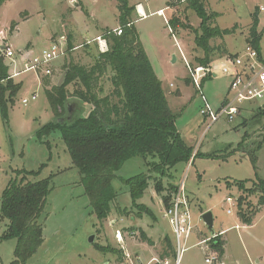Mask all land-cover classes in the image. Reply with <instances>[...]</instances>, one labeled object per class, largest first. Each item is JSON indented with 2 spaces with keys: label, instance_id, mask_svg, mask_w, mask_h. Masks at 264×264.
Returning <instances> with one entry per match:
<instances>
[{
  "label": "rangeland",
  "instance_id": "1",
  "mask_svg": "<svg viewBox=\"0 0 264 264\" xmlns=\"http://www.w3.org/2000/svg\"><path fill=\"white\" fill-rule=\"evenodd\" d=\"M128 4L130 7L140 4L147 16L140 19L134 9L129 20L164 90L179 138L192 155L189 162L164 169L162 177L155 173V164L152 165L156 158L147 155L126 160L112 181L118 196L103 221L93 212L60 134L53 132L41 141L35 133L54 121L45 90L58 85L61 78L63 83V66L72 62L91 67L98 54L103 53L99 43L91 41L107 30L118 29L117 3L115 0H7L0 6V48H9L14 53L11 59L2 54L8 80L20 84L12 103H6V115L0 110V197L8 182L18 178V171L36 172L27 177L30 182L51 177V191L41 217L44 243L26 264H118L119 252L114 249H124V243L117 241L115 235L131 236V233L151 245L137 242L138 246L131 250V262L124 259L119 264H163L159 257L166 250L165 237L175 254L177 240L169 221L163 217L166 207L161 196L170 193L173 197L176 190L173 192L172 187L176 189L182 183L192 231L187 239L179 240L178 264H204L206 257L216 259L218 264H264V207L258 205L261 184L264 186V130L252 121L258 104L244 105L245 109L232 123L221 119L209 126V120L200 113L204 106L202 96L217 110L227 98L230 80L221 74L204 80L201 94L190 83L182 55L191 65L204 55V50L196 47L194 41L201 33L199 16L187 8V0H179L174 6L177 13L174 17L171 10H165L167 20L155 13L171 6L169 0H128ZM204 5L208 12L218 15L213 27L225 30L236 25L238 28L233 35L209 42L210 47H223V56L244 55L248 27L257 9L259 47L264 53V12L259 9L264 7V0H205ZM175 17L178 24L173 29L169 21ZM60 38L66 39L71 48L66 47L65 56L49 65L52 72L46 78L50 83L45 89L44 76L33 71L9 78L21 71L28 59L40 56ZM217 58L219 55L215 54L210 61ZM111 76L109 70L98 82L101 98L113 90ZM76 88L73 84L66 87L69 93ZM34 94L36 100L22 104V100ZM69 106L72 108V104ZM141 174L148 176V186L136 202L138 208L132 206L129 188L123 181ZM158 181L163 186L160 193L155 191ZM227 198L233 203H228ZM240 198L243 213L253 214L250 226L242 224L237 217ZM205 212L213 217L211 231L201 218ZM7 224L0 220V264L13 262L16 247V241L2 238ZM211 233L220 236L216 240L222 242L221 258L210 247ZM152 258L156 260L150 263ZM175 262V258L167 260L168 264Z\"/></svg>",
  "mask_w": 264,
  "mask_h": 264
},
{
  "label": "trees",
  "instance_id": "2",
  "mask_svg": "<svg viewBox=\"0 0 264 264\" xmlns=\"http://www.w3.org/2000/svg\"><path fill=\"white\" fill-rule=\"evenodd\" d=\"M6 1L0 0V6ZM115 1L121 34L104 35L108 51L98 54L91 67L79 66L72 62L63 66V83L45 90L54 121L41 126L35 133L41 141L53 132L60 134L71 164L79 174V183L84 187L96 218L101 221L111 213V204L116 202L118 194L112 181L126 160L147 155L156 158L157 162L153 163L155 166L152 167L155 173L162 177L165 174L164 169L172 168L181 162H189L192 155L191 149L179 138L174 124L175 117L167 105L164 90L155 77L146 53L139 43L138 34L129 20L134 7L129 6L128 0ZM204 2L205 0H187V8L195 11L200 19L201 33L196 35L195 45L204 50L203 57L197 58L195 65L208 64L215 54L222 57L223 47H210L209 42L233 35L238 29L236 25L225 30L213 27V20L218 15L208 12ZM257 12L256 9L252 13L247 45L260 54L261 33L256 28ZM177 24L176 17L169 21V26L173 29ZM67 48H71L70 43H67ZM2 54L0 51V110L6 115V103H12L20 84L8 80ZM109 70L112 72L110 83L113 90L101 98L99 93H102V89H98L97 85ZM47 77L43 78L44 89L50 83ZM71 84L77 88L69 93L66 87ZM71 104L72 108H75L71 120L57 122L58 119L67 117L68 106ZM87 106L91 108L85 114ZM252 121L264 130L263 106L256 108ZM262 140L264 141V138ZM197 156L196 154L194 158ZM18 173V178L8 182L0 197V220L8 222L2 238L16 241L13 262L10 264H26L44 243L41 217L46 198L51 191V177L30 182L27 177L36 172L21 170ZM147 179V175L141 174L123 181L129 188L132 206L140 208L136 202L148 186ZM261 186L258 205L264 207V186ZM173 189L176 190L172 187ZM155 191H163L160 181L155 183ZM170 198V193L161 196L164 207L169 206ZM238 203V219L242 224L250 226L253 214L243 213L242 198ZM219 237L210 239L209 243L221 258L222 242L216 240ZM165 243L166 250L161 259L176 258L168 237H165Z\"/></svg>",
  "mask_w": 264,
  "mask_h": 264
},
{
  "label": "built area",
  "instance_id": "3",
  "mask_svg": "<svg viewBox=\"0 0 264 264\" xmlns=\"http://www.w3.org/2000/svg\"><path fill=\"white\" fill-rule=\"evenodd\" d=\"M178 1L179 0H169L171 6L165 7L164 10H158L156 15L167 20L165 17V10H171L173 16H175L177 13H175L174 6L178 4ZM259 9L264 12V7ZM111 33L120 35L121 31L119 29H112L105 34L109 35ZM105 34L91 41L95 43L98 42L99 50L102 52L107 51V42L104 38ZM89 43L90 42H86V44ZM66 47L67 43L64 38L53 41L51 46L42 51L40 56L28 59L24 63L23 69L14 72L9 78H15L21 73H28V71H33L46 77L51 75L52 71H50L49 65L55 60L65 56V53L67 52ZM102 47H105L106 49L101 50ZM0 51L4 53L6 59H11L14 56V53H12L9 48L4 49V47H1ZM244 52L243 56L238 53L234 55H226L217 58L215 61H210L205 65H191L186 61L184 55H182L185 67H187L189 71L190 83L196 88L197 92H200V94L202 90L201 85L204 80L216 78L218 74H221L230 80L227 98L221 103L217 110H213L209 104H207L206 99L202 96V103L204 106L200 113L205 119L209 120V126L217 123V121L221 119L226 120L228 123L234 122L236 117L241 114L243 109H245L244 105L254 103L258 104L257 107L264 105V57L248 45H245ZM36 98L37 95L34 94L30 99L22 100V104L27 105L29 101H34ZM171 199L169 206L164 211L163 217L167 218L169 221L172 233L177 240L176 256L179 257V240L182 237L187 239L192 231L191 218L188 212L189 203L184 195L183 183L176 188ZM227 202L233 203V200L227 198ZM227 213H230V211L228 210ZM218 263L216 259H210L209 257H206L204 260V264ZM175 264H178L177 260Z\"/></svg>",
  "mask_w": 264,
  "mask_h": 264
},
{
  "label": "crops",
  "instance_id": "4",
  "mask_svg": "<svg viewBox=\"0 0 264 264\" xmlns=\"http://www.w3.org/2000/svg\"><path fill=\"white\" fill-rule=\"evenodd\" d=\"M134 9H135V12H137V14H138V16H140V19H144V18H146L147 16L144 14V12H143V10H142V8H141V5L139 4V5H136V7L134 6ZM159 10H161V9H159ZM156 13H158V12H156ZM155 13V14H156ZM214 13V12H213ZM247 36H248V33H247ZM246 41L248 42V40H247V38H246V40H245V44H246ZM247 45V44H246ZM260 54H261V56H263L264 57V53L262 52V50L260 49ZM135 236V233H131V236H125V235H120V234H117V235H115V237L117 238V241L118 240H121L123 243H124V249H114L116 252H119V259L116 261L118 264L119 263H123V261H124V259H128V261H130V260H132V257H131V255H133V251H131L133 248H135L136 246H138L137 245V242L138 243H145V242H147L148 240H142L141 241V239L140 238H135L134 237ZM211 238L210 239H212V238H214V236L211 234ZM217 237V236H216ZM148 243V242H147ZM148 245L150 246V244L148 243ZM153 248V247H152ZM176 258H177V256H176ZM176 258H175V261H176ZM159 259L160 260H162V261H164V263L163 264H168L167 263V260H169V258H164V259H161L160 257H159ZM155 258H152L151 260H150V263L151 262H155ZM131 262V261H130ZM176 263V262H175Z\"/></svg>",
  "mask_w": 264,
  "mask_h": 264
},
{
  "label": "water",
  "instance_id": "5",
  "mask_svg": "<svg viewBox=\"0 0 264 264\" xmlns=\"http://www.w3.org/2000/svg\"><path fill=\"white\" fill-rule=\"evenodd\" d=\"M248 42L246 41V44H247ZM61 81H62V78H61V80H60V82L58 83V86L61 84ZM88 108H87V111H86V113L85 114H87L88 113V111L90 110V108L91 107H89V106H87ZM68 108H69V113L67 114V117H65V118H61V119H58L57 120V122H60V123H64V122H67V121H70L71 120V112H72V108L70 107V106H68ZM263 108H264V105H263ZM201 218H202V220H203V222H204V224H205V226L207 227V229L209 230V231H211V229H212V225H213V217H211V214L209 213V212H205V213H203L202 215H201ZM212 234V233H211ZM213 235V234H212ZM93 241V239L92 238H90V242H92Z\"/></svg>",
  "mask_w": 264,
  "mask_h": 264
}]
</instances>
